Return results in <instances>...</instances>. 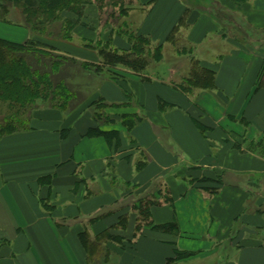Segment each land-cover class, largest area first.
<instances>
[{"label": "crops", "instance_id": "obj_1", "mask_svg": "<svg viewBox=\"0 0 264 264\" xmlns=\"http://www.w3.org/2000/svg\"><path fill=\"white\" fill-rule=\"evenodd\" d=\"M129 1L85 6L56 45L89 95L39 101L0 138V264H264V0ZM213 2L234 21L204 13ZM7 27L0 40L31 37ZM118 28L161 45L159 61L103 67L99 48L129 50ZM192 59L214 71L208 89L183 86Z\"/></svg>", "mask_w": 264, "mask_h": 264}, {"label": "trees", "instance_id": "obj_2", "mask_svg": "<svg viewBox=\"0 0 264 264\" xmlns=\"http://www.w3.org/2000/svg\"><path fill=\"white\" fill-rule=\"evenodd\" d=\"M131 3L129 0H0V22L10 24L12 18H15V23L26 27L31 34L30 39L22 45L0 40V138L26 130L28 118H23L24 112L30 114L39 101L47 102L51 106L59 104L57 108L60 109L70 107L67 102H61L62 91L66 90L67 97L70 91L64 80L56 76L71 64L76 66L72 70L78 71L83 69L84 65L75 60H68L66 56L55 54V51L57 44L70 40L74 35L73 30L78 25L85 6L93 4L99 10L112 15L109 12H112L113 8H118L120 13H127L128 8L125 6ZM217 6L216 2L210 3L207 9L210 14L205 11L204 13L212 18L214 16L218 22L234 21L228 14L213 12L219 8ZM66 15H72L73 18ZM108 19L110 18H107V22ZM176 31L174 28L167 41H170L178 52L184 53ZM112 34L126 37L130 44L129 50L119 52L110 46L99 48L98 53L102 58L103 67L121 66L142 74L150 67L151 62H158L161 58L162 46L152 49L149 40L143 35H134L124 28L113 29ZM49 39L54 40V45L47 42ZM55 72L58 75L54 76ZM214 81V71L192 59L188 76L182 84L192 89H208ZM91 107L98 118L107 106L95 102ZM123 124L125 125L124 122ZM142 211H146V208L143 207ZM189 257L187 254H175V258L170 259L168 264Z\"/></svg>", "mask_w": 264, "mask_h": 264}, {"label": "rangeland", "instance_id": "obj_3", "mask_svg": "<svg viewBox=\"0 0 264 264\" xmlns=\"http://www.w3.org/2000/svg\"><path fill=\"white\" fill-rule=\"evenodd\" d=\"M14 19L15 18H12V23L7 24V26H8L7 28H9V26L10 27L11 26L12 27L20 26V24L15 23ZM2 33L3 32H0V35H2ZM176 62L177 61L170 62V63H176ZM87 67L88 68H91L93 70L95 69V66H93V65L87 66ZM48 68H50V67L48 66ZM75 68H76V66L73 65V64H71L69 66V68H67L66 70L64 69L65 71L63 70L61 73H59V76L61 75L60 77L59 76H56V78H59L60 80H64V82L67 81L68 82V88L67 89H69L70 91H72L70 94H68V97L66 96L67 95L66 90L65 91H62V93H61V96H62L61 97V102L64 101L65 103L67 102L68 104H74V105L75 104H78V102L84 100L89 95V93H90V92H87V88L85 87V84H87L86 81H85V77H83V76L78 77L77 74H76V72H75V70H72V69H75ZM117 68H124V67L117 66ZM96 69L97 70H100L99 66H96ZM124 69H127V68H124ZM57 70L58 69H56V72H58ZM70 70H72V71H70ZM127 70H129V69H127ZM56 72L54 73V76L55 75H58ZM104 72H107L108 73V71H106V70ZM77 73H79V71H77ZM105 77H108V75H105ZM54 80L57 81L56 79H54ZM95 80L92 79L91 80L92 82L90 83V81H89V83L95 85L97 83V80L98 79L96 81ZM89 87H90V85H89ZM76 93L78 95H76ZM55 100H57V98H55ZM58 106H59V104L58 105H55L54 104V107H58ZM29 116H30L29 113L26 114V112H24V117L23 118H26L27 119V118H29ZM190 264H210V261H207V262H198V263H190Z\"/></svg>", "mask_w": 264, "mask_h": 264}]
</instances>
